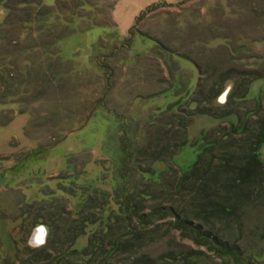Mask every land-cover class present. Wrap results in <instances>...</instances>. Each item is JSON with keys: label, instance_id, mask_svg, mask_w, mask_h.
Returning <instances> with one entry per match:
<instances>
[{"label": "rangeland", "instance_id": "rangeland-1", "mask_svg": "<svg viewBox=\"0 0 264 264\" xmlns=\"http://www.w3.org/2000/svg\"><path fill=\"white\" fill-rule=\"evenodd\" d=\"M53 1L46 0L49 4ZM107 4L110 8V2ZM152 5H156L155 10L148 12ZM83 12L88 15V11ZM112 14L116 29L94 26L76 31L61 42L67 67L64 73L60 70L61 58L51 61L49 56L25 52L24 41L14 44L0 39V55L5 53L8 61L15 63V80L22 81L10 98L18 105L0 110V123L9 122L0 125V264L3 257L22 263L16 258L17 249L20 252L31 241L40 220L39 224L62 211L72 214L70 209H81L83 194L79 187L86 183L82 179L96 186L104 175L102 160L118 156L120 138L115 130L121 126L119 119L124 117L129 131L138 120L152 124L151 117L159 110L148 97L170 85V70L184 83L185 72L194 69L186 59H198L197 65L204 72L196 80L198 92L192 97L199 107L216 109L225 105L223 109L231 108L241 116L256 109L249 118L252 123L264 111V0H117ZM140 16L143 18L138 23ZM125 38L129 39L127 51L120 47ZM96 44L105 46V59L100 52L94 55ZM100 60L106 69L96 63ZM43 61L46 69L41 66ZM207 65L209 71L216 69L226 78L230 71L236 82L237 77L245 76L248 84L252 81L248 80L250 73L255 80L249 86L245 84L243 92H238L239 82H235L231 94L235 92L237 100L231 101L232 95L227 98L228 92L224 100V89H212L216 72L210 74ZM177 92L186 93V89L182 85ZM221 93L223 104H217L215 97ZM101 98L104 104L99 103ZM260 98L262 104L257 107ZM203 99L209 102L205 105ZM218 124L230 125L220 124L210 115H198L189 128L188 142L171 159L173 165L188 170L198 159L203 134ZM138 137L134 138V149L139 148L142 135ZM167 166L163 161L155 164L158 173ZM53 199L55 202L50 203ZM92 201L99 204V199ZM256 214L250 212L246 217L249 226L258 219ZM176 233L169 230L168 236L175 237ZM247 240L245 237L241 243L246 245ZM181 241L178 248L209 252L203 264H224L190 238ZM166 244L158 241L150 247V253L160 254ZM249 245L258 250L264 244L253 241Z\"/></svg>", "mask_w": 264, "mask_h": 264}, {"label": "trees", "instance_id": "trees-1", "mask_svg": "<svg viewBox=\"0 0 264 264\" xmlns=\"http://www.w3.org/2000/svg\"><path fill=\"white\" fill-rule=\"evenodd\" d=\"M155 8L152 5L148 12ZM76 22L4 21L0 39L14 44L24 41L25 52L49 56L51 61L61 58L60 70L64 73L67 67L61 40L77 27L88 30L110 21ZM4 55H0V62L4 61L0 65V101L12 98L14 87L22 83L15 80V63ZM190 61L197 65L198 59ZM97 63L105 69L101 60ZM44 64L41 66L46 69ZM206 67L210 74L216 72L212 89L228 90L227 98L232 95L230 100L235 102V92L231 93L237 82L238 92H243L247 78L236 76V82L230 71L226 78L224 73ZM199 69L185 72L184 83L179 74L168 72L170 85L148 97L159 110L152 115V124L138 120L129 131L124 117L119 119L121 126L115 130L120 138L118 156L102 160L104 175L96 186L82 179L86 183L79 187L83 194L80 210L70 209L73 215L62 211L41 223L47 229L45 243L28 242L20 252L17 249L20 264H203L209 259V252L203 249L178 248L185 238L206 247L224 264L264 263V245L258 250L249 245L253 241L264 244V111L252 123L249 118L257 113L256 109L241 116L231 108L223 109L225 105L217 110L199 107L192 98L198 92L196 80L204 74ZM250 75L248 80L253 81ZM182 85L186 93L178 94ZM222 94L215 97V103L223 104ZM102 99L99 103L104 104ZM208 102L202 100L205 105ZM261 104L262 98L257 100V107ZM200 114L230 125L218 124L204 133L197 161L188 170H179L171 161L188 142L189 128ZM140 135L139 148L134 149V138ZM159 161L168 166L158 173L155 164ZM84 173L88 176L87 171ZM93 199H99V204ZM250 212L257 213L253 226L245 221ZM245 225L252 229H244ZM169 230L177 232L175 237L168 236ZM245 237L249 241L246 245L241 243ZM161 240L167 243L166 249L152 255L150 247ZM15 261L3 257V264H17Z\"/></svg>", "mask_w": 264, "mask_h": 264}, {"label": "flooded vegetation", "instance_id": "flooded-vegetation-1", "mask_svg": "<svg viewBox=\"0 0 264 264\" xmlns=\"http://www.w3.org/2000/svg\"><path fill=\"white\" fill-rule=\"evenodd\" d=\"M108 2H110L111 4L110 8L107 7ZM108 2L107 0H54L52 4H49L46 2V0H0V38H1V29L4 21H77L75 23L76 25H80L79 21H110L103 27H111L112 29L113 28L116 29L115 26H117V24L114 23L115 21L113 19L112 12L114 10L115 3L117 2V0H111ZM109 10H110V15L107 14V11ZM83 11H88L89 16L87 17L86 15H82L84 13ZM142 18H143L142 16L137 17V22L139 23V21H141ZM95 26H100V25L95 24ZM79 30L86 31L77 27V29L74 32ZM28 31L29 29H27V32ZM74 32H72L68 36L72 35ZM140 32L152 38V36L145 34L144 31L140 30ZM28 36L29 35L27 34V37ZM65 38H63L61 42ZM153 39L155 40L156 43V39L155 38ZM121 42L124 44L123 46L120 47H124V50L127 51L129 39L125 38L124 42L120 41V43ZM97 46L98 45L96 44L94 55L100 52L102 58L105 59L107 57L105 46L102 45L101 46L102 48L100 49H98ZM154 46H156V44ZM174 55H176V53H174ZM188 60L190 63H192L190 61L191 59ZM191 68L197 69L199 67L194 63V65H192ZM16 104L17 102L11 99L7 102L0 101V106H1L0 110H4V109L6 110L7 107H3V106H14ZM8 108L14 111V108L12 107H8ZM14 113L16 114L15 111ZM5 124H9V122L3 124L0 123V125H5ZM40 225L43 224H38L34 228L32 232V236L35 230ZM31 242L32 240L29 243L32 244Z\"/></svg>", "mask_w": 264, "mask_h": 264}, {"label": "water", "instance_id": "water-1", "mask_svg": "<svg viewBox=\"0 0 264 264\" xmlns=\"http://www.w3.org/2000/svg\"><path fill=\"white\" fill-rule=\"evenodd\" d=\"M228 90L223 94L222 98L225 100V95L227 94ZM46 236H47V229L44 225H40L32 236V241L35 245H41L46 242Z\"/></svg>", "mask_w": 264, "mask_h": 264}]
</instances>
